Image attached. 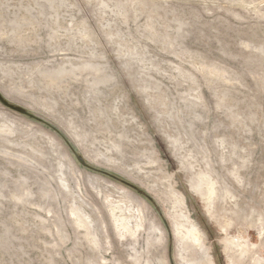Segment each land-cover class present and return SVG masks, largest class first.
<instances>
[{"label": "rangeland", "instance_id": "obj_1", "mask_svg": "<svg viewBox=\"0 0 264 264\" xmlns=\"http://www.w3.org/2000/svg\"><path fill=\"white\" fill-rule=\"evenodd\" d=\"M0 264H264V0H0Z\"/></svg>", "mask_w": 264, "mask_h": 264}, {"label": "trees", "instance_id": "obj_2", "mask_svg": "<svg viewBox=\"0 0 264 264\" xmlns=\"http://www.w3.org/2000/svg\"><path fill=\"white\" fill-rule=\"evenodd\" d=\"M49 125H51V126H54L55 128H57L55 125H53L52 123H48ZM110 174V173H109ZM111 174H113V173H111ZM129 185H130V183H129ZM133 188H136L137 189V187H135V186H133V185H131ZM147 198H149V200L154 204V206H155V208L157 209V210H160L159 209V207H158V205L156 204V203H154V201H153V199L150 197V196H148ZM165 223H167L166 221H165Z\"/></svg>", "mask_w": 264, "mask_h": 264}, {"label": "water", "instance_id": "obj_3", "mask_svg": "<svg viewBox=\"0 0 264 264\" xmlns=\"http://www.w3.org/2000/svg\"><path fill=\"white\" fill-rule=\"evenodd\" d=\"M77 157H78V159H79V161H80L81 163H84V161H83V159H82V157H81L80 155H78ZM84 164H85V163H84Z\"/></svg>", "mask_w": 264, "mask_h": 264}, {"label": "bare ground", "instance_id": "obj_4", "mask_svg": "<svg viewBox=\"0 0 264 264\" xmlns=\"http://www.w3.org/2000/svg\"><path fill=\"white\" fill-rule=\"evenodd\" d=\"M206 263H208V262H206Z\"/></svg>", "mask_w": 264, "mask_h": 264}]
</instances>
